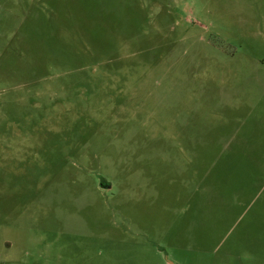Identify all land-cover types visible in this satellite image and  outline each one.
Segmentation results:
<instances>
[{"label": "rangeland", "instance_id": "374dc122", "mask_svg": "<svg viewBox=\"0 0 264 264\" xmlns=\"http://www.w3.org/2000/svg\"><path fill=\"white\" fill-rule=\"evenodd\" d=\"M0 264H264V0H0Z\"/></svg>", "mask_w": 264, "mask_h": 264}, {"label": "trees", "instance_id": "16d2710c", "mask_svg": "<svg viewBox=\"0 0 264 264\" xmlns=\"http://www.w3.org/2000/svg\"><path fill=\"white\" fill-rule=\"evenodd\" d=\"M103 186H105V184H102Z\"/></svg>", "mask_w": 264, "mask_h": 264}]
</instances>
